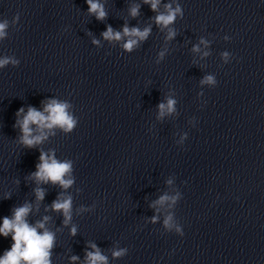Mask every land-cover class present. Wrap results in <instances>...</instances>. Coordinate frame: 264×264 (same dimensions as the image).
<instances>
[{
  "label": "clouds",
  "instance_id": "clouds-1",
  "mask_svg": "<svg viewBox=\"0 0 264 264\" xmlns=\"http://www.w3.org/2000/svg\"><path fill=\"white\" fill-rule=\"evenodd\" d=\"M88 5L87 14L90 17H95L96 20L103 22L108 18V12L105 10L104 3L101 0H86ZM162 0H142V4L134 3L128 7V15L132 19H136L140 15L142 5H148L154 16L148 18L152 21L145 27L138 26L129 27L127 23L122 26L121 30H115L110 24L106 26V30L101 32V37L108 42L120 43L121 48L125 53L131 54L139 49L151 36L153 31V24L159 29L161 33H165L164 42L173 41L178 35L175 24L178 19H183L184 12L178 0H168L163 3V10H161ZM20 20V13L9 21L7 18L0 20V42L9 38V29L18 25ZM18 30V28H16ZM92 36V33H87ZM228 41L230 37L227 35L223 37ZM122 42V43H121ZM93 45L99 46L100 41L94 36L91 39ZM210 41L201 37L199 43L192 47V52L201 53V45L205 49L209 47ZM168 53L167 47L161 49L155 59V63L159 65L164 61ZM210 51H203L201 58H206L210 55ZM223 64H228L233 59L229 51L220 53ZM20 60L14 55L0 56V70L8 66L18 67ZM199 84L215 88L218 81L214 74H205L199 81ZM199 96H203V92H199ZM42 110L32 105L20 107L15 113L14 129L18 130L16 143L23 149H38V146L43 144L50 136H55L57 130L66 135L71 134L78 126L79 117L71 111L73 105L67 100H60L57 98H48L41 102ZM177 100L169 95L165 101H161L156 105L157 120H163L166 116L173 114L179 115L177 108ZM189 123L194 127L196 118L193 117ZM188 139V133L185 132L177 144L183 147L185 141ZM39 150V149H38ZM38 163L35 165V171L28 174L26 180L34 182L36 187L33 188L35 197L34 202L24 201L19 206H14L11 210L10 216H4L0 222V236L5 238L11 237L12 244L9 249L4 251L0 256V264H52L53 249L56 246V232L50 230L46 225L52 219L49 215H44L35 223H30L28 217L33 213L39 211L41 202L44 201L46 189L41 185L51 184L58 186L60 192L57 194L50 206L45 207V212H55L63 217V227H70L69 234L73 237L77 235L78 227L72 224L73 220V196L67 193L75 183L74 161L71 159H58L54 149H49L48 152L39 150ZM169 179L167 183L172 184ZM19 184V181H16ZM10 195H5L4 199H10ZM183 198L180 191H176L174 195L164 194L153 201L149 207L155 210V213L150 217L152 224L159 222V207L165 204L169 208L174 209L179 201ZM96 209V203L90 207L81 205L76 209V214L86 212H93ZM162 226L167 233H175L179 236L184 235L183 227L176 218L175 211L169 212L163 219ZM88 249L85 251L84 264H108V257L102 254L101 249L95 244L89 242ZM128 254L126 247H119L112 249V257L122 259ZM80 260L79 256L72 255L70 257L71 264H77Z\"/></svg>",
  "mask_w": 264,
  "mask_h": 264
}]
</instances>
